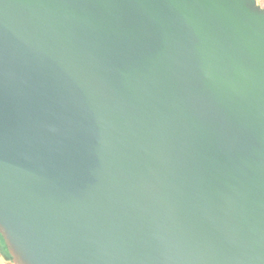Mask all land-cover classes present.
<instances>
[{"label":"water","instance_id":"water-1","mask_svg":"<svg viewBox=\"0 0 264 264\" xmlns=\"http://www.w3.org/2000/svg\"><path fill=\"white\" fill-rule=\"evenodd\" d=\"M0 235L14 264H264L258 0H0Z\"/></svg>","mask_w":264,"mask_h":264},{"label":"trees","instance_id":"trees-1","mask_svg":"<svg viewBox=\"0 0 264 264\" xmlns=\"http://www.w3.org/2000/svg\"><path fill=\"white\" fill-rule=\"evenodd\" d=\"M0 243H1V245H0V253L3 254V255H5V257H6L9 261H12V258H11V256H10L9 253H8L7 247H6V245H5V242H4V240H3V237H2L1 235H0Z\"/></svg>","mask_w":264,"mask_h":264},{"label":"crops","instance_id":"crops-1","mask_svg":"<svg viewBox=\"0 0 264 264\" xmlns=\"http://www.w3.org/2000/svg\"><path fill=\"white\" fill-rule=\"evenodd\" d=\"M1 245V243H0ZM0 264H14L12 261H9L5 255L0 253Z\"/></svg>","mask_w":264,"mask_h":264},{"label":"rangeland","instance_id":"rangeland-1","mask_svg":"<svg viewBox=\"0 0 264 264\" xmlns=\"http://www.w3.org/2000/svg\"><path fill=\"white\" fill-rule=\"evenodd\" d=\"M258 4L260 7L264 8V0H258Z\"/></svg>","mask_w":264,"mask_h":264}]
</instances>
